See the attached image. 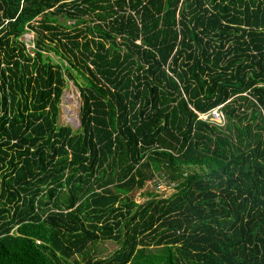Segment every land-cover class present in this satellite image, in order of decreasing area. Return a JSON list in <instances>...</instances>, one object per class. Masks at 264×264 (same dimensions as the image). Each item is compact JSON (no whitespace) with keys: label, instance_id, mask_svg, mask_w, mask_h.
I'll return each instance as SVG.
<instances>
[{"label":"trees","instance_id":"trees-1","mask_svg":"<svg viewBox=\"0 0 264 264\" xmlns=\"http://www.w3.org/2000/svg\"><path fill=\"white\" fill-rule=\"evenodd\" d=\"M0 264H264V0H0Z\"/></svg>","mask_w":264,"mask_h":264},{"label":"rangeland","instance_id":"rangeland-1","mask_svg":"<svg viewBox=\"0 0 264 264\" xmlns=\"http://www.w3.org/2000/svg\"><path fill=\"white\" fill-rule=\"evenodd\" d=\"M59 22H62L63 20L59 19ZM33 34L32 32H26L24 33L20 39L26 44L27 47H30V40L32 39ZM52 59H56V57H54V55H52V53H49ZM79 97H78V90L75 87V85L71 82V81H67L66 85L64 87V89L62 90V94L60 97V103H59V111H58V115H57V120H56V124L58 126H69L72 130H75L78 128L79 126ZM195 168H188L185 170V173L188 172H192L195 171ZM158 176H156L155 178H153L154 183H152V181H146L144 186L146 187V189L148 190H153V192H151L153 195L159 196V198H165L168 195L171 194V192L173 191V187L170 183L169 187H167L168 184H163V182L160 179L157 178ZM157 180V183H155ZM159 182H161L164 186H161L159 184ZM153 184L157 185L156 187L153 186ZM159 189V190H158ZM163 190V192H162ZM162 192V193H161ZM139 191L136 190L134 192L131 193L133 201L137 204H140L144 201V199L146 198L141 197L139 194ZM158 194V195H157ZM98 247L101 249V251L98 253V257H106L108 255H110L112 253V251H114L117 247H118V243H116L115 241H111V240H107V241H103L101 242ZM150 250H153L154 247H150Z\"/></svg>","mask_w":264,"mask_h":264},{"label":"built area","instance_id":"built-area-1","mask_svg":"<svg viewBox=\"0 0 264 264\" xmlns=\"http://www.w3.org/2000/svg\"><path fill=\"white\" fill-rule=\"evenodd\" d=\"M219 106L210 110L207 114L205 115H198V118H205L206 116H210L212 119H221L222 120V114L221 112L219 111Z\"/></svg>","mask_w":264,"mask_h":264}]
</instances>
